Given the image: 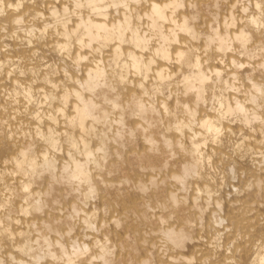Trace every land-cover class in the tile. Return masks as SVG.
<instances>
[{
  "label": "bare ground",
  "instance_id": "bare-ground-1",
  "mask_svg": "<svg viewBox=\"0 0 264 264\" xmlns=\"http://www.w3.org/2000/svg\"><path fill=\"white\" fill-rule=\"evenodd\" d=\"M0 264H264V0H0Z\"/></svg>",
  "mask_w": 264,
  "mask_h": 264
}]
</instances>
